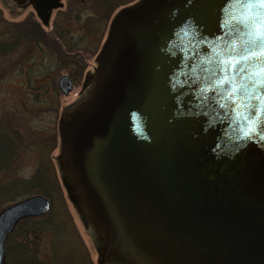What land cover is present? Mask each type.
Listing matches in <instances>:
<instances>
[{
    "label": "water",
    "instance_id": "95a60500",
    "mask_svg": "<svg viewBox=\"0 0 264 264\" xmlns=\"http://www.w3.org/2000/svg\"><path fill=\"white\" fill-rule=\"evenodd\" d=\"M236 40L264 47V4L136 0L110 19L86 92L60 112L56 156L101 239L98 264L111 251L134 264H264V56L241 61L247 75L230 69ZM58 86L74 83L62 74ZM50 209L34 193L0 210V264L17 223Z\"/></svg>",
    "mask_w": 264,
    "mask_h": 264
},
{
    "label": "trees",
    "instance_id": "16d2710c",
    "mask_svg": "<svg viewBox=\"0 0 264 264\" xmlns=\"http://www.w3.org/2000/svg\"><path fill=\"white\" fill-rule=\"evenodd\" d=\"M134 1L136 0H62L63 8L56 11L50 22L43 24L47 31L35 19L17 21L9 29L1 31L0 60L12 58L26 50L28 42L34 38L38 45L49 50V54L45 52L47 62L44 64L38 66L32 63L25 68L26 71L23 65L19 66V72L24 74L25 79L29 82L34 76L64 70L78 84L89 66L87 55L92 44L90 39L93 36L100 38L93 52L95 54L113 13L119 7ZM74 25L77 26L75 33ZM38 35L41 38H37ZM52 81V90L60 95L55 79ZM49 89L51 88H46V92ZM65 105L67 104L59 103L61 108ZM40 128L35 125L36 134L28 137L11 117L0 116V209L7 202L36 192L44 194L52 202L47 215L24 218L17 224L5 243L7 264H91L90 253L72 226L73 219L63 197L59 169L56 170L52 161V151L57 146L56 143L53 145V139H57V132L54 131L52 141L42 139L43 143H39V137L42 136ZM34 147L40 149L42 159L29 177L20 176V157L24 152H32ZM56 195L64 198V213L55 212L53 200ZM40 230L52 234L50 260L39 256Z\"/></svg>",
    "mask_w": 264,
    "mask_h": 264
},
{
    "label": "rangeland",
    "instance_id": "374dc122",
    "mask_svg": "<svg viewBox=\"0 0 264 264\" xmlns=\"http://www.w3.org/2000/svg\"><path fill=\"white\" fill-rule=\"evenodd\" d=\"M1 4L2 3L0 0V32L9 29L12 24L19 21L21 17H24L25 21L31 19L39 21L36 14H34V12L31 10L26 11L22 15L19 14L16 16L13 15L14 11H10V9L5 7L4 5L3 8ZM54 17L55 13L52 16V19ZM42 26L47 31L46 27L44 25ZM76 28L77 26L74 25V33L76 32ZM37 38L41 37L38 35ZM90 40L92 44L90 43L91 47H89L90 52H88L87 58L89 60V63H92L94 61L95 55L93 54V52L98 46L100 38L99 36H93ZM28 43L29 44L27 45L26 50L24 49L12 58H5L0 60V116L6 115L8 117H11L15 121L17 127L23 132V134L28 137H33L36 134L35 125H38V127H41L40 129H42V136H40L41 138L39 137V143H43V140L52 141V138L55 135L54 131L57 132L58 116L61 110V106H59V103H61V105L67 104L76 99V97L78 96L81 82L75 84L74 89L66 95L62 93L58 95L52 90L53 88L49 89L48 92H46V84L50 83L54 79H58L60 74L67 73V71H53V73L44 74L40 77L34 76L28 82L27 79L24 78V74L19 72V66L23 65L24 71H26L25 68L30 66L32 60H34L35 57H41L45 53V47L38 45L34 38ZM44 99L48 100L44 101ZM57 142L58 137L57 139H53L54 144L50 142L54 146L55 143L57 145L53 149L54 151H52V161L55 164L56 170H58L56 155L59 152V143L57 144ZM41 156L42 153L37 147H34L32 152H24L18 162V174H20V176L22 175L24 177H29L39 165L42 159ZM27 196L28 195L24 197ZM63 197L66 200V203L73 219L72 226H74L73 228L77 230L80 238L83 240L85 246L87 247L92 260L91 264H95L96 249L91 232L88 231L87 228L82 224L79 215L68 201L65 190L63 193ZM63 197L57 195L54 197L53 206L55 207V212L61 213L62 211V213H64V210L62 209V205H64ZM11 202L14 201L5 203L1 208L10 204ZM69 228L71 229L72 227ZM75 232L74 234L76 236L77 232ZM38 234L41 239V243L38 247L39 256L44 260H50L52 258V234L44 230H40Z\"/></svg>",
    "mask_w": 264,
    "mask_h": 264
},
{
    "label": "flooded vegetation",
    "instance_id": "af4514ba",
    "mask_svg": "<svg viewBox=\"0 0 264 264\" xmlns=\"http://www.w3.org/2000/svg\"><path fill=\"white\" fill-rule=\"evenodd\" d=\"M1 3H2L1 4L2 7L4 5L5 7L9 8L10 11H14L13 15H16V16L19 15V14L22 15L23 13H25L28 10L33 11L34 14H36L38 20L40 21V23L42 25L44 23H46L47 21L50 22V20L52 19L53 14L56 13V11L59 9V8L57 9L56 7H52V8L51 7H47L45 10H42V13H40L38 11V9L41 10V6L37 7V5L34 2V0H1ZM24 19H25L24 17H21L19 19V21H23ZM44 50H45V52L48 55L49 54V50H47L46 48H44ZM46 62H47V58L45 57V53H44V56L42 55L41 57L39 56L38 58L35 57L34 60H32L31 64L35 63V64H37L39 66L42 63L44 64ZM31 64H30V66H31ZM89 64L90 65L88 66L87 71L92 70V67L94 65L93 62L89 63ZM70 78H71V76H70ZM72 81H73V79H72ZM55 82L58 85V79H56ZM52 84H53V81H51L50 83L46 84V88H48V87L52 88V86H53ZM84 93H85V91L80 93V95H83ZM86 227H87V225H86ZM91 235H92V239H93V242H94V245H95V249H96V262H95V264H98L97 263L98 262V258H99L98 249L102 246V243H101V239H100V237L98 236L97 233L92 232ZM103 264H134V263L132 261H129V260L125 259L124 257L118 255L117 253L111 251V252L108 253L107 257L105 258V260L103 262Z\"/></svg>",
    "mask_w": 264,
    "mask_h": 264
},
{
    "label": "snow or ice",
    "instance_id": "6c2138e0",
    "mask_svg": "<svg viewBox=\"0 0 264 264\" xmlns=\"http://www.w3.org/2000/svg\"><path fill=\"white\" fill-rule=\"evenodd\" d=\"M234 2L239 4H251L253 2L264 4V0H234ZM239 24L240 26H243V21H240ZM241 44L242 41L236 40L232 46L234 54H226L223 59L227 61L230 69L238 70L242 75H247V68L245 67V64L241 63V61L249 62L247 63V67H251L250 62L256 58L258 54L264 56V47H261L259 53H257L255 50L247 47L241 48ZM237 49L239 50L237 51ZM257 71L264 72V65H261Z\"/></svg>",
    "mask_w": 264,
    "mask_h": 264
}]
</instances>
